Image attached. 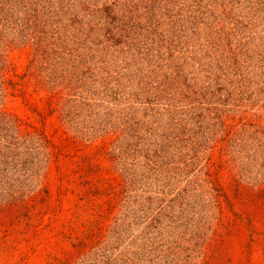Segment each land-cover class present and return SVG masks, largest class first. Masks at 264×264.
I'll return each instance as SVG.
<instances>
[{
    "label": "rangeland",
    "instance_id": "1",
    "mask_svg": "<svg viewBox=\"0 0 264 264\" xmlns=\"http://www.w3.org/2000/svg\"><path fill=\"white\" fill-rule=\"evenodd\" d=\"M0 264H264V0H0Z\"/></svg>",
    "mask_w": 264,
    "mask_h": 264
}]
</instances>
